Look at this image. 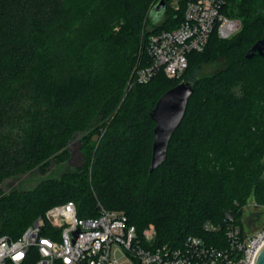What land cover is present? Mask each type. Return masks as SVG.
<instances>
[{
	"label": "trees",
	"instance_id": "16d2710c",
	"mask_svg": "<svg viewBox=\"0 0 264 264\" xmlns=\"http://www.w3.org/2000/svg\"><path fill=\"white\" fill-rule=\"evenodd\" d=\"M150 1L0 0V183L24 168L45 165L75 133L90 128L81 138L80 173L0 198V236L17 237L50 207L72 200L81 217L96 216L103 206L123 209L139 233L154 224L156 244L178 247L196 235L225 247L230 222L246 232L243 208L250 196L264 204V56H246L264 38V0H228L222 11L239 17L241 29L229 38L214 31L202 51L188 54L185 80L194 92L167 159L153 172L156 123L150 111L182 81L163 69L148 82L135 77L152 62L151 35L177 27L186 0L175 10L166 0L155 21L151 10L158 0L149 11L150 27L142 29L136 9ZM112 4L123 14L102 24L96 14ZM114 25L122 30L114 32ZM219 58L224 67L196 76L199 65ZM109 117L100 142L91 141L95 119L106 124ZM132 146L136 155L144 152L142 166H133L147 178L135 197L115 194L108 184L109 168L129 158ZM93 160L99 200L89 189L87 164ZM208 221L218 228L206 229Z\"/></svg>",
	"mask_w": 264,
	"mask_h": 264
},
{
	"label": "built area",
	"instance_id": "2783aa9c",
	"mask_svg": "<svg viewBox=\"0 0 264 264\" xmlns=\"http://www.w3.org/2000/svg\"><path fill=\"white\" fill-rule=\"evenodd\" d=\"M227 2L186 0L180 24L151 35L152 62L137 70L135 82H148L161 69L168 77H178L188 66V54L202 51L214 31L221 38L237 33L242 20L222 11ZM205 228L218 227L208 221ZM156 234L152 224L139 233L123 211L103 206L98 215L81 217L69 200L50 207L17 237L1 235L0 264H256L264 244V227L242 233L231 222L225 247L196 235L178 247L156 244Z\"/></svg>",
	"mask_w": 264,
	"mask_h": 264
},
{
	"label": "rangeland",
	"instance_id": "374dc122",
	"mask_svg": "<svg viewBox=\"0 0 264 264\" xmlns=\"http://www.w3.org/2000/svg\"><path fill=\"white\" fill-rule=\"evenodd\" d=\"M157 1L158 0H151L145 8H143V5L140 6L141 3H138L136 12L138 15L141 14L140 18H141L142 29H148L150 27L149 11L150 8ZM167 2H168V6H170L174 10L177 9L178 6L180 5V0H167ZM116 8L117 6H114V4H112V6L102 8V10L99 11L98 14H96L99 17V20H101L100 22L102 24L105 23L107 20L109 22L111 20L110 18H116L121 14H123L120 9L117 11ZM130 26L128 27V29L125 28L126 31L129 30ZM111 29L114 32H118L119 30H122V27L119 25H114L113 27H111ZM224 65H225L224 59L219 58L217 62L203 63L199 65L196 68L195 73L196 76L211 74L213 72L220 70L222 67H224ZM186 77L187 76L185 75L184 72L178 77H168V78L180 82L185 80ZM132 85L133 84L130 80L129 83L126 84V87H124L125 92H127ZM109 118H106L104 120L106 121V124H103L101 122L97 123L95 119L94 124L92 126L93 128H96L97 131L95 134L92 135L91 141L97 142V144L100 142L102 136L107 131L108 124L112 120L111 119L112 117L110 119ZM239 121L240 119L236 120L235 126H238L240 128ZM89 129L90 128L75 133V137L71 138L67 144H65L54 155H52L49 158L48 163H46L45 165L43 166L35 165L29 168H24L17 173L4 177L0 183V188L2 191L0 193V198L3 196L8 197L17 192L33 191L45 180L58 179L61 178L63 174L66 173H80L83 170V164H84L83 151L80 148L83 140L81 138L89 133L90 131ZM126 136H129V134L126 133ZM131 149L134 150L131 151L129 158L124 159L116 166L109 168L108 184L112 186L115 194L121 192V194L125 193L130 197H133L134 194L136 195L138 190L141 187H143V185L147 182V178L143 173V170H141L140 172L138 170V167L135 168V166H133L136 163L141 165V158L144 156V152L143 151L138 152V154L136 155L134 146H132ZM142 152L143 154H141ZM94 160L91 161L89 164H87L88 179L90 180L89 189L90 191H92L93 195L95 196V199L99 200V198H97L98 196L97 186L93 179L94 163H95ZM118 210L124 211L123 209H118ZM243 221L246 222L247 224V226L245 227L247 233H253L256 230L264 227V204L257 203L254 195L250 196L248 203L243 208ZM152 225L155 227L154 224Z\"/></svg>",
	"mask_w": 264,
	"mask_h": 264
},
{
	"label": "water",
	"instance_id": "95a60500",
	"mask_svg": "<svg viewBox=\"0 0 264 264\" xmlns=\"http://www.w3.org/2000/svg\"><path fill=\"white\" fill-rule=\"evenodd\" d=\"M165 9L166 0H159L151 10L153 19L159 21ZM255 54L264 56V38L257 40L246 56L251 58ZM193 92L192 82L184 80L165 91L151 109L150 116L156 124L150 172H153L167 159L170 140L186 114ZM256 264H264V244L257 253Z\"/></svg>",
	"mask_w": 264,
	"mask_h": 264
}]
</instances>
